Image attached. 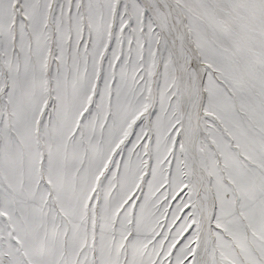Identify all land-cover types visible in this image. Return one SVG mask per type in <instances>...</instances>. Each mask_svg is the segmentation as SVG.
I'll return each instance as SVG.
<instances>
[{"label":"snow or ice","instance_id":"snow-or-ice-1","mask_svg":"<svg viewBox=\"0 0 264 264\" xmlns=\"http://www.w3.org/2000/svg\"><path fill=\"white\" fill-rule=\"evenodd\" d=\"M0 264H264V0H0Z\"/></svg>","mask_w":264,"mask_h":264}]
</instances>
